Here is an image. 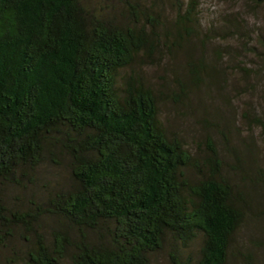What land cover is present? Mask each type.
<instances>
[{"label":"trees","instance_id":"16d2710c","mask_svg":"<svg viewBox=\"0 0 264 264\" xmlns=\"http://www.w3.org/2000/svg\"><path fill=\"white\" fill-rule=\"evenodd\" d=\"M199 6L0 0V264H264V161L251 132L233 143L239 120L264 135V114L232 107L264 96V34L262 64L208 56L249 30L210 33ZM197 94L225 116L189 143L160 106Z\"/></svg>","mask_w":264,"mask_h":264},{"label":"rangeland","instance_id":"374dc122","mask_svg":"<svg viewBox=\"0 0 264 264\" xmlns=\"http://www.w3.org/2000/svg\"><path fill=\"white\" fill-rule=\"evenodd\" d=\"M199 13L203 29L210 31V33L213 30L218 33L224 29L223 33L228 30L232 31L233 28L230 25L227 26L225 22L232 18H235V20L242 23L249 30V37L243 40L238 37H229L222 43L214 45L210 43L205 50L208 56L211 55L213 47L222 46L223 48L231 49L233 52L241 50L245 55L243 60L248 63L262 64L261 60L257 58L262 51L261 46L257 42V37L259 34H264V10L256 7L252 8V4L248 0H200ZM178 59H182V57L179 56ZM147 70L146 75L152 78L153 73L156 72L154 71L155 69L151 68ZM158 72V76L163 75L160 73L161 71ZM229 78L232 79V84L235 88L239 87L241 89L237 81L238 78L235 75L232 74ZM196 96L202 101L198 102L192 99L186 107L180 106V104L172 102L170 99L162 101L160 106L162 121L171 131L181 135L189 143L195 142L198 138H204L207 134L213 136V127H211V124H213V112L218 111L222 113V117L225 116L226 108L219 101L215 102L213 101V97L205 95L197 94ZM233 96L235 97H233L232 107L237 114L242 111V106H245L248 102L254 107L261 108V113L264 114V96L253 97V94H246L242 95V98H237V95L234 93ZM204 119L207 120L206 123L203 122ZM244 127L243 122L239 120L237 125L238 132L233 136V143L237 145L251 132L254 140L258 141L256 150H258L259 157L264 161V145L262 146L261 144V142L264 143V135L259 129L242 132V128ZM258 233L264 234L263 224L254 230L252 234L255 236ZM154 264H166V260L162 254L156 257Z\"/></svg>","mask_w":264,"mask_h":264}]
</instances>
